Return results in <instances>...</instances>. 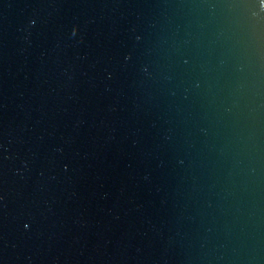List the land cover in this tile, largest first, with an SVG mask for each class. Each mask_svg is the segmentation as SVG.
Listing matches in <instances>:
<instances>
[{"label":"water","instance_id":"1","mask_svg":"<svg viewBox=\"0 0 264 264\" xmlns=\"http://www.w3.org/2000/svg\"><path fill=\"white\" fill-rule=\"evenodd\" d=\"M0 264H264V0H0Z\"/></svg>","mask_w":264,"mask_h":264}]
</instances>
